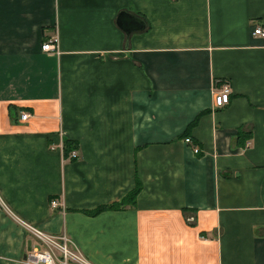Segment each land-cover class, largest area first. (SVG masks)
<instances>
[{
  "label": "crops",
  "instance_id": "obj_1",
  "mask_svg": "<svg viewBox=\"0 0 264 264\" xmlns=\"http://www.w3.org/2000/svg\"><path fill=\"white\" fill-rule=\"evenodd\" d=\"M122 12L145 29L125 34ZM258 26L264 0H0V264L35 248L21 223L89 225L125 264H264ZM137 180L134 205L84 213Z\"/></svg>",
  "mask_w": 264,
  "mask_h": 264
},
{
  "label": "built area",
  "instance_id": "obj_2",
  "mask_svg": "<svg viewBox=\"0 0 264 264\" xmlns=\"http://www.w3.org/2000/svg\"><path fill=\"white\" fill-rule=\"evenodd\" d=\"M254 34L264 37V28L258 26L254 30ZM42 51L48 53L59 54V39L58 37L50 38L47 42L42 45ZM230 101V87L224 85L223 88L214 93V104L217 108H223ZM30 117L28 113L23 112L21 115L22 120H27ZM185 142L191 144V139L186 138ZM194 152L197 154L200 150L195 147ZM69 158L71 160L79 159L78 151H71L69 153ZM53 208H60L61 204L58 200H53L51 202ZM24 225L32 229L35 235L40 239L45 245L46 248L35 247L31 254H28L24 264H94L89 260L81 257L78 253L71 250L68 247V239L62 238V244L59 243V237L54 235H48L43 231L34 228L33 226L24 223Z\"/></svg>",
  "mask_w": 264,
  "mask_h": 264
},
{
  "label": "rangeland",
  "instance_id": "obj_3",
  "mask_svg": "<svg viewBox=\"0 0 264 264\" xmlns=\"http://www.w3.org/2000/svg\"><path fill=\"white\" fill-rule=\"evenodd\" d=\"M51 202L50 206L51 208H53ZM21 225L27 232V236L30 237V239L28 240L29 245L33 244V248H46V245L40 239H38L32 229L27 228L24 223H21ZM90 230L91 227L89 225H79L77 228L73 226L72 229H70L69 231V226L67 227L65 225L63 232L59 234H54V236L59 237L60 244H62L63 242L62 238L66 237L68 239V247L78 253L81 257L85 258L86 260H89L92 263L94 261V263L97 264L96 261L93 260V256H96L105 260L104 264H125L123 257L124 250L122 248V245H120L119 247L113 246L115 247V249H113V247H110L111 244H108V240L106 239L88 238ZM120 241L122 242L123 240ZM32 251L33 250L27 252V255L31 254ZM0 261H5V259L0 258ZM24 261L25 259L22 260L23 264Z\"/></svg>",
  "mask_w": 264,
  "mask_h": 264
},
{
  "label": "trees",
  "instance_id": "obj_4",
  "mask_svg": "<svg viewBox=\"0 0 264 264\" xmlns=\"http://www.w3.org/2000/svg\"><path fill=\"white\" fill-rule=\"evenodd\" d=\"M195 123V122H194ZM76 144L73 141L67 140L64 142V151L65 154H69L71 151L75 150ZM142 189V185L139 180L136 182L135 188L127 194L120 202L112 203L105 206H99L90 211H84L85 214L95 217L100 213L107 211V210H121L126 205H134L136 203L137 196L139 195Z\"/></svg>",
  "mask_w": 264,
  "mask_h": 264
},
{
  "label": "water",
  "instance_id": "obj_5",
  "mask_svg": "<svg viewBox=\"0 0 264 264\" xmlns=\"http://www.w3.org/2000/svg\"><path fill=\"white\" fill-rule=\"evenodd\" d=\"M117 22H118L119 27L127 35H130L131 33L135 31H143L145 29V24L141 19H139L138 17L132 14H128L126 12H122L118 16Z\"/></svg>",
  "mask_w": 264,
  "mask_h": 264
},
{
  "label": "bare ground",
  "instance_id": "obj_6",
  "mask_svg": "<svg viewBox=\"0 0 264 264\" xmlns=\"http://www.w3.org/2000/svg\"><path fill=\"white\" fill-rule=\"evenodd\" d=\"M76 151V150H75Z\"/></svg>",
  "mask_w": 264,
  "mask_h": 264
}]
</instances>
